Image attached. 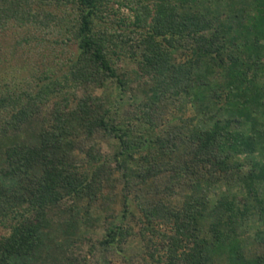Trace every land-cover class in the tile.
<instances>
[{
  "label": "rangeland",
  "instance_id": "1",
  "mask_svg": "<svg viewBox=\"0 0 264 264\" xmlns=\"http://www.w3.org/2000/svg\"><path fill=\"white\" fill-rule=\"evenodd\" d=\"M98 1L93 29L106 34L105 54L124 87H119L114 79L102 84L65 82L70 65L79 55L74 29L79 10L72 0H47L42 9H37V13L56 15L61 23L44 22L39 28L10 22L0 28V95L25 103L29 95L35 97L46 85L51 87L39 104L37 115L15 130L4 128L6 134L0 137L1 154L6 147L36 145L41 130L51 123L54 103L67 100L69 107H73L86 96L109 111V124L126 131L129 141V156L124 158L120 155L123 146L113 133L95 128L87 136L80 130L73 140L71 158L84 171L95 156L98 163L93 164L92 170L103 168L98 183L88 196L65 198L43 210L39 247L18 264H184L178 258L171 260L167 252L166 237L173 235V227L165 210L180 209L193 200L204 203L199 227L209 245L208 252H203L208 259L206 264H228L229 257L224 252L227 247L225 244L217 247L209 233L214 219L212 212L219 210L227 218L225 207L219 202L224 198L244 200L248 207L251 204L246 190L249 174L264 166V41L257 40L251 51H247L244 36L236 37L240 21L234 17L250 0H197L185 6H181L182 0ZM161 5L172 6L180 16L206 14L226 37L222 62L219 58H209L198 63L194 76L200 85L197 88L195 83L187 94L154 97L151 78L139 68L140 43L150 32L143 20L151 23ZM234 41L235 45L229 43ZM250 41L253 43V37ZM173 44L174 48L168 50L170 63L189 66L194 58L190 47L175 40ZM237 55L245 62L256 64L248 74L250 90L243 96L245 100L256 101L250 104L253 124L235 117L237 121L232 129L260 139L253 153L232 154L228 162L232 164L230 169L214 174L193 163L195 143L190 139L198 130L212 127L216 120L232 118L224 92L215 85H225L230 58ZM204 91L205 99L201 96ZM14 112V108L0 112V128ZM234 165L239 167L233 168ZM36 177L39 179L40 173ZM253 182L258 197L264 200V181ZM0 184L5 190L14 186ZM0 196L2 239L9 236V227L20 220L19 215L25 217L27 210L16 206L12 197L10 200ZM155 209L158 212L147 218L149 210ZM225 218L222 230L238 223L233 219L225 222ZM246 218L238 229V240L240 254L248 259L264 250L262 240H255L258 232L264 230V219H259L255 209ZM113 227L122 228L123 237L110 246L104 245Z\"/></svg>",
  "mask_w": 264,
  "mask_h": 264
},
{
  "label": "trees",
  "instance_id": "2",
  "mask_svg": "<svg viewBox=\"0 0 264 264\" xmlns=\"http://www.w3.org/2000/svg\"><path fill=\"white\" fill-rule=\"evenodd\" d=\"M196 1L182 0L180 4L185 6L184 4ZM45 2L47 0H0V28L10 22L19 26L30 25L39 28L44 22L49 25L61 23V19L56 15L37 13V9H42L46 5ZM97 2L99 1L72 0L79 10L77 24L74 27L79 55L70 65V74L65 78V82L102 84L108 79H114L119 87H124L123 81L105 54L108 42L106 34L93 29V13ZM175 13L172 6L161 5L151 23L143 20V24L149 27L150 32L141 40V61L138 64L143 75L150 77L153 82L154 97L187 94L195 83V87L198 88L200 81L194 76L198 63L209 58H219L222 62L221 56L226 49V37L218 27H214L212 18L200 12L181 16ZM234 17L240 21L236 37L244 36L247 41L244 43L245 48L250 52L257 40L264 41V0H250L247 7ZM251 37L253 43L250 41ZM174 40L180 45L187 44L190 47L194 58L189 66H175L170 63L168 50L174 48ZM229 43L235 45L236 41ZM255 66L254 62H245L239 55L230 58L226 83L223 86L216 83L215 88L224 92L227 111L232 118L216 120L212 127L198 130L191 139L189 137L195 143L192 161L196 167L210 169L214 174L226 172L232 166L228 163L231 156L254 152L260 137L244 135L233 130L232 125L237 121L235 117L246 123L254 122L251 118L250 104L256 100H245L243 96L250 90L248 74ZM206 84L211 88L209 83ZM50 90V85H46L35 97L29 95L25 103L10 96L0 95V112L15 109L10 120L3 124L2 129L0 128V137L6 134L4 128L15 130L37 115L39 104L41 106ZM206 92L201 93L203 99ZM219 96L221 95H218V98ZM108 115V110L97 106V102L88 96L80 99L73 107H69L67 100L56 102L51 114V123L41 130L36 145L6 147L3 153H0V183L14 184L13 188L8 190L3 189L0 184V195L8 199L12 197L16 206H24L27 210L25 217L19 215L20 220L9 227L11 228L9 236L0 239V264H18L21 259H27L36 252L41 242L38 234L45 208L65 198L88 196L97 185L103 168L100 169L98 166L96 170H92V166L98 163V159L94 160V156L93 160L89 161L88 158L91 163L87 164L88 169L83 171L71 158L73 140L80 134V130L85 131L87 136L95 128L113 133L123 146L120 155L124 158L128 155L127 132L109 124ZM234 166L236 169L239 167ZM38 173L39 179L36 177ZM254 179L264 181V166L259 167L257 172L251 171L249 174L246 190L251 204L248 207L244 200L224 198L219 202L225 207L227 218L223 217L219 210L212 212L214 219L211 221L209 233L217 247L224 244L227 247L224 252L229 257L228 264H264V250L261 254L248 259L239 251L238 229L243 227V219L252 213L253 209L257 211L259 219H264V200L258 197ZM201 207H204V203L193 200L180 209L165 210L173 227V235L166 237L167 252L171 260L178 258L184 264L208 262L203 254L208 252V241L203 238L199 227L203 220ZM158 210H149L150 215H146L147 218ZM223 218L226 219L225 222L233 219L239 224L222 230ZM122 234V228L113 227L108 231L103 244L107 246L114 244L118 238L123 237ZM256 236L259 239L255 240H262L264 245V230L258 232Z\"/></svg>",
  "mask_w": 264,
  "mask_h": 264
}]
</instances>
